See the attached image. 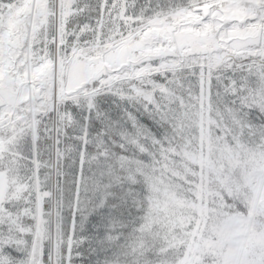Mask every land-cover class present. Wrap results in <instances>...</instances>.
I'll return each instance as SVG.
<instances>
[{"label":"snow or ice","instance_id":"6c2138e0","mask_svg":"<svg viewBox=\"0 0 264 264\" xmlns=\"http://www.w3.org/2000/svg\"><path fill=\"white\" fill-rule=\"evenodd\" d=\"M0 264H264V0H0Z\"/></svg>","mask_w":264,"mask_h":264}]
</instances>
